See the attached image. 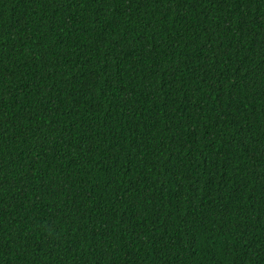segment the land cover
Masks as SVG:
<instances>
[{
  "label": "trees",
  "instance_id": "obj_1",
  "mask_svg": "<svg viewBox=\"0 0 264 264\" xmlns=\"http://www.w3.org/2000/svg\"><path fill=\"white\" fill-rule=\"evenodd\" d=\"M0 264H264V0H0Z\"/></svg>",
  "mask_w": 264,
  "mask_h": 264
}]
</instances>
